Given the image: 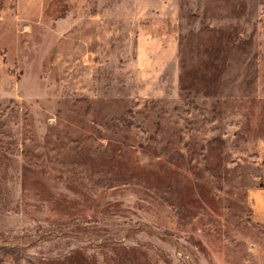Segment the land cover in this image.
Segmentation results:
<instances>
[{
  "label": "rangeland",
  "instance_id": "1",
  "mask_svg": "<svg viewBox=\"0 0 264 264\" xmlns=\"http://www.w3.org/2000/svg\"><path fill=\"white\" fill-rule=\"evenodd\" d=\"M264 0H0V264H264Z\"/></svg>",
  "mask_w": 264,
  "mask_h": 264
},
{
  "label": "crops",
  "instance_id": "2",
  "mask_svg": "<svg viewBox=\"0 0 264 264\" xmlns=\"http://www.w3.org/2000/svg\"><path fill=\"white\" fill-rule=\"evenodd\" d=\"M252 220L264 225V185L251 186L248 189Z\"/></svg>",
  "mask_w": 264,
  "mask_h": 264
}]
</instances>
